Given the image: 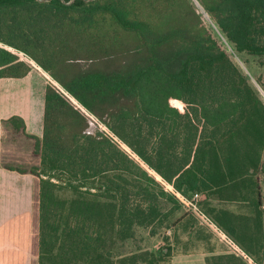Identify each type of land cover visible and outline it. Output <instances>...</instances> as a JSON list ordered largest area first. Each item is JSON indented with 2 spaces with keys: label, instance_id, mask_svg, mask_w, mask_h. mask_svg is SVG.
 I'll return each mask as SVG.
<instances>
[{
  "label": "trees",
  "instance_id": "16d2710c",
  "mask_svg": "<svg viewBox=\"0 0 264 264\" xmlns=\"http://www.w3.org/2000/svg\"><path fill=\"white\" fill-rule=\"evenodd\" d=\"M198 2L210 22L190 0H0V79L30 73L12 50L24 54L263 264L264 100L235 56L264 66V0ZM78 108L47 85L30 170L39 264L169 263L171 251L119 250L163 217L158 200L180 201L111 135L88 134Z\"/></svg>",
  "mask_w": 264,
  "mask_h": 264
},
{
  "label": "crops",
  "instance_id": "0c3cea01",
  "mask_svg": "<svg viewBox=\"0 0 264 264\" xmlns=\"http://www.w3.org/2000/svg\"><path fill=\"white\" fill-rule=\"evenodd\" d=\"M35 74L42 76L32 68L25 78L0 79V264H39V185L30 170L40 165V158L34 154L35 143L43 138L44 131V106L39 109V99L34 98L40 94V87L36 89L38 94L29 99L27 113L19 112L17 107L20 87L31 82ZM46 87L45 81V92ZM13 118L22 121V125L21 121L17 123L22 126L21 130L15 127ZM214 204L233 211L242 205L218 201ZM191 231L196 243L204 242L196 236L195 228ZM155 239L154 247L161 244L160 237ZM217 239L224 246L217 254L231 255L221 238ZM207 253L212 252L176 250L166 264H207Z\"/></svg>",
  "mask_w": 264,
  "mask_h": 264
},
{
  "label": "rangeland",
  "instance_id": "374dc122",
  "mask_svg": "<svg viewBox=\"0 0 264 264\" xmlns=\"http://www.w3.org/2000/svg\"><path fill=\"white\" fill-rule=\"evenodd\" d=\"M190 1L193 3V5H195L196 9L202 15V17L206 21L210 22L208 15L203 10L198 0ZM12 51L16 53L21 60L28 63L33 69H35L42 75L38 76L37 74H35L34 79L31 82L26 83L22 87H20L19 97L17 99V107L19 112H28L29 99L31 101V96L33 94H38V92L36 91L38 87H40V94L34 95V98L36 97L37 99H39V109L41 108L42 110V105L44 106V87L46 81L47 85H52L59 91H61L75 106L79 107V110H81L86 115L89 123L87 129L88 134H96L101 132L107 135H113L105 124H103L94 115L90 114L83 107H81L63 90V88L57 82H55L47 73L40 69L32 60H30L20 52H16L15 50ZM235 59L239 67L243 70L245 75L250 78V81L256 87L264 100V66L260 64V60L249 55L241 56V58L235 56ZM22 97H24L25 99L22 100ZM35 110L36 113L39 112L38 109ZM16 125L17 127L19 126L18 124ZM126 153L131 155L132 159H134V161L138 163L144 170H146L152 177L157 178V175L154 173V171L150 170L145 164H143L136 157V155H134L132 152L130 153L129 151H127ZM157 181L161 183L162 180L157 179ZM261 188L264 197V182H262ZM158 203L159 207L161 208L163 217H161L153 227L137 228L135 238L132 240H128L125 244H123L119 250L120 252L127 254L134 251L138 252V250L140 249L148 252L162 249L164 253H168L171 251V254H173L176 250L188 253L196 251H211V254L207 253L208 257L219 256V254L217 253L221 252L222 247H224L223 244L217 239L214 233H212L210 230H208V228L202 225V223L188 210L186 206L178 201L176 203H171L164 199L158 200ZM166 215H168V217H165ZM194 228L197 233L196 236L199 239H202V241H204L203 243L195 242L196 237H194L191 231ZM154 237L161 238V244L157 245L156 247H154ZM154 241H156V239ZM169 248H171V250Z\"/></svg>",
  "mask_w": 264,
  "mask_h": 264
},
{
  "label": "built area",
  "instance_id": "2783aa9c",
  "mask_svg": "<svg viewBox=\"0 0 264 264\" xmlns=\"http://www.w3.org/2000/svg\"><path fill=\"white\" fill-rule=\"evenodd\" d=\"M0 46H3V45L0 43ZM111 136L114 138L119 148H121L125 152L129 151L130 153L132 152L134 155H136L122 140H120L118 137L114 135H111ZM136 157L140 160V158L137 155ZM154 173L157 175V178H155L156 180L157 179L162 180L160 184H162L163 188L168 193L174 195L176 199H178L183 205H185L196 216V218L202 223V225L207 227L217 237H220L221 240L225 243V245H227L228 251L231 254L236 255L239 258L243 259L247 264H258L252 258H250L239 246H237L224 232H222L204 213L201 212V210L199 209V202L201 200V197L199 194H195L192 197L185 196L182 193L176 191L172 185L167 183L155 171Z\"/></svg>",
  "mask_w": 264,
  "mask_h": 264
}]
</instances>
